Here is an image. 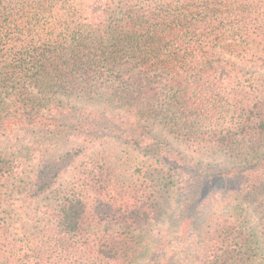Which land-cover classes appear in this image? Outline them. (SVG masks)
I'll use <instances>...</instances> for the list:
<instances>
[{
  "label": "trees",
  "instance_id": "trees-1",
  "mask_svg": "<svg viewBox=\"0 0 264 264\" xmlns=\"http://www.w3.org/2000/svg\"><path fill=\"white\" fill-rule=\"evenodd\" d=\"M0 264H264V0H0Z\"/></svg>",
  "mask_w": 264,
  "mask_h": 264
},
{
  "label": "rangeland",
  "instance_id": "rangeland-1",
  "mask_svg": "<svg viewBox=\"0 0 264 264\" xmlns=\"http://www.w3.org/2000/svg\"><path fill=\"white\" fill-rule=\"evenodd\" d=\"M68 123H71V121H69ZM165 136L167 137L165 138L167 142L170 143L174 149L178 150L183 155L182 157L185 158V163L187 164L186 169L188 171L186 178L188 181L190 182L193 181L195 179V175L199 176V173L201 172L202 169H209V168L214 169L220 166H224L223 163L226 158L224 151H219L216 149L198 150L194 148H189L187 145H185L180 141L175 140L173 137L171 136L168 137L167 135ZM60 139L61 140H59L58 147L52 149L53 155L56 156L60 155L71 148L70 147L71 139L69 137L61 135ZM83 159L84 158H81L80 160L82 161ZM71 169L72 168H69L68 171L64 172V174L62 175L61 183L64 184L69 182ZM241 192H243V190ZM244 194L240 193L239 197L241 203H243V205L245 206V210L247 212H250L251 214H255L253 210L254 208L253 204L249 200H246V196ZM36 206L37 203H33L29 207V209L23 210V209H9L6 205H2L1 209H7L9 211L7 218L11 223V225L15 227V232H16L18 229L28 228L33 226L35 221ZM97 206L100 207V205ZM104 210L105 209L102 208L99 209V211L101 212H104ZM187 220L188 219H186L183 222V225L181 226L182 227L181 230L189 229L188 228L189 221ZM158 228L162 230H166L167 226H159Z\"/></svg>",
  "mask_w": 264,
  "mask_h": 264
}]
</instances>
